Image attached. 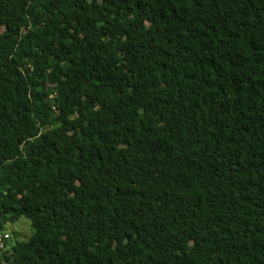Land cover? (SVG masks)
I'll list each match as a JSON object with an SVG mask.
<instances>
[{"label":"trees","instance_id":"16d2710c","mask_svg":"<svg viewBox=\"0 0 264 264\" xmlns=\"http://www.w3.org/2000/svg\"><path fill=\"white\" fill-rule=\"evenodd\" d=\"M21 217L2 264H264V0H0Z\"/></svg>","mask_w":264,"mask_h":264},{"label":"rangeland","instance_id":"374dc122","mask_svg":"<svg viewBox=\"0 0 264 264\" xmlns=\"http://www.w3.org/2000/svg\"><path fill=\"white\" fill-rule=\"evenodd\" d=\"M6 230L8 231L9 238L11 239L25 240L31 233L29 221L24 217H21L12 223H8L6 226Z\"/></svg>","mask_w":264,"mask_h":264},{"label":"built area","instance_id":"2783aa9c","mask_svg":"<svg viewBox=\"0 0 264 264\" xmlns=\"http://www.w3.org/2000/svg\"><path fill=\"white\" fill-rule=\"evenodd\" d=\"M9 239V233L7 231L0 232V250L3 248L2 246L4 245V242ZM0 264H2L0 262Z\"/></svg>","mask_w":264,"mask_h":264}]
</instances>
